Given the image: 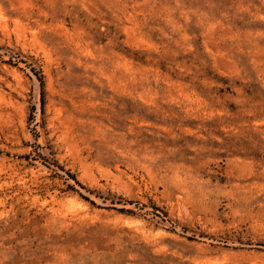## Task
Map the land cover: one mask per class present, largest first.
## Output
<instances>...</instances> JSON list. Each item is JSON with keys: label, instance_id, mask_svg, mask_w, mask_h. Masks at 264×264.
I'll return each instance as SVG.
<instances>
[{"label": "rangeland", "instance_id": "obj_1", "mask_svg": "<svg viewBox=\"0 0 264 264\" xmlns=\"http://www.w3.org/2000/svg\"><path fill=\"white\" fill-rule=\"evenodd\" d=\"M0 264H264V0H0Z\"/></svg>", "mask_w": 264, "mask_h": 264}]
</instances>
